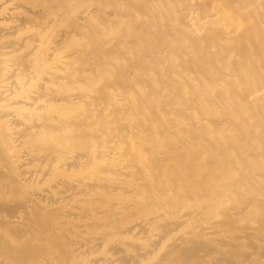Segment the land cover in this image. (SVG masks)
I'll return each mask as SVG.
<instances>
[{
  "label": "bare ground",
  "instance_id": "bare-ground-1",
  "mask_svg": "<svg viewBox=\"0 0 264 264\" xmlns=\"http://www.w3.org/2000/svg\"><path fill=\"white\" fill-rule=\"evenodd\" d=\"M0 264H264V0H0Z\"/></svg>",
  "mask_w": 264,
  "mask_h": 264
}]
</instances>
